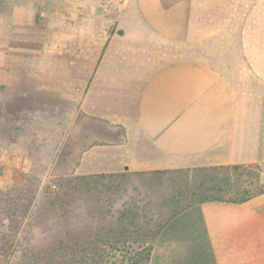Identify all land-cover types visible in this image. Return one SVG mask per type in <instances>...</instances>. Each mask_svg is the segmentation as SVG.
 <instances>
[{"label":"crops","instance_id":"obj_1","mask_svg":"<svg viewBox=\"0 0 264 264\" xmlns=\"http://www.w3.org/2000/svg\"><path fill=\"white\" fill-rule=\"evenodd\" d=\"M78 4L50 0L42 42L0 60L3 116L41 92L72 102L78 175L264 167V0H127L111 30ZM148 264H264V190L180 209Z\"/></svg>","mask_w":264,"mask_h":264},{"label":"rangeland","instance_id":"obj_2","mask_svg":"<svg viewBox=\"0 0 264 264\" xmlns=\"http://www.w3.org/2000/svg\"><path fill=\"white\" fill-rule=\"evenodd\" d=\"M49 2L0 0V29L4 33L0 36V60H27L28 50L42 42L43 12ZM76 2L80 10L95 17L84 20L85 24L111 30L127 0ZM12 5L18 7L14 17H11ZM32 14L33 19L29 17ZM51 22L59 28L58 18ZM0 91V189L19 190L16 194L20 199L15 208L16 220L22 226L13 250L0 258V264L44 263L42 250L59 236L64 221L59 218L58 224L48 229L52 220L49 203L55 193L60 195L69 189L72 210L67 217L76 225L78 238L101 242L98 251L78 254L71 264H148L146 256L153 239L165 221L188 202L186 192L203 174L175 170L160 174L121 172L88 176L71 183L65 179L80 176L74 173V165L80 150L77 144L81 141L70 124L68 112L72 102L59 99L57 93L41 92L30 102L20 100L19 110L25 111L30 103L34 115L3 116L6 108L11 111L13 107L12 92L3 87ZM23 95L26 98L27 93ZM228 174L232 181L240 183L245 193L264 188V169L258 165H243L229 170ZM24 195L28 197L23 198ZM130 205L138 207L133 222L127 229L121 228L122 223L116 219ZM23 209L27 210L24 217ZM109 224L113 230L104 235V227Z\"/></svg>","mask_w":264,"mask_h":264},{"label":"trees","instance_id":"obj_3","mask_svg":"<svg viewBox=\"0 0 264 264\" xmlns=\"http://www.w3.org/2000/svg\"><path fill=\"white\" fill-rule=\"evenodd\" d=\"M242 166L243 165L240 164L239 165L233 164V165H225V166L222 165V166L197 167L191 169L175 170V171H187L191 173L197 172L203 174V177L199 178V180L196 182L194 187L193 188L190 187L188 189L189 193L186 192L189 195L187 197L188 202L182 208L192 203H201L212 200L241 202L252 195L262 192L264 188L255 192L245 193L244 190L241 189L240 183L231 180L228 171L236 170L238 168H241ZM167 171H174V170H153V171H141V172H133V173L160 174ZM95 175L102 176L104 174L80 175L65 180L72 183L74 180L77 181L83 178H87L88 176H95ZM18 191L19 190H17L16 188H12L8 190L0 189V258L6 257L11 253L16 238L22 231L21 224L16 220V217L18 215L15 207L20 199V196L16 194L18 193ZM226 193L231 195L227 196ZM56 194L57 193L53 195V198L49 203L51 206L50 214L52 220L48 226V229L52 228V226L54 225H57L59 218L64 219L63 228L60 231L59 236L55 240H53L52 243L48 245V247L42 250L43 257L41 262H44L43 264H55L58 262H62V264H71L74 261L75 256L78 254L88 255L89 252L94 253L98 251L101 246L100 244L101 242H97L94 239L82 241L78 238L79 232L77 230L76 225L71 223L70 218L67 217V214L70 213L72 210L71 191L69 189L60 195L58 194L56 195ZM27 197L28 195H24L23 198H27ZM182 208H179L177 211H179ZM137 209H138L137 206L130 205L127 209L120 211V214L116 219V221L117 223L118 222L122 223L120 225L121 228L127 229L129 227V225L133 222V218L135 216ZM177 211H175L173 214H175ZM26 212L27 210L25 209L22 210L23 217L24 214H26ZM5 220H7L8 223H4ZM106 227H104V235L109 233L111 230H113L111 224H109ZM89 230H91V227H89ZM151 246L146 256L147 261L149 259ZM58 255L60 256V258L56 259Z\"/></svg>","mask_w":264,"mask_h":264},{"label":"built area","instance_id":"obj_4","mask_svg":"<svg viewBox=\"0 0 264 264\" xmlns=\"http://www.w3.org/2000/svg\"><path fill=\"white\" fill-rule=\"evenodd\" d=\"M264 169V167H262Z\"/></svg>","mask_w":264,"mask_h":264}]
</instances>
